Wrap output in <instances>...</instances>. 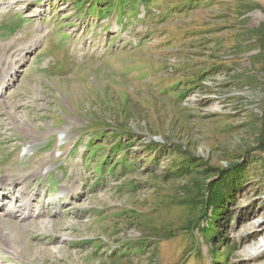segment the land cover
I'll use <instances>...</instances> for the list:
<instances>
[{
	"label": "rangeland",
	"instance_id": "rangeland-1",
	"mask_svg": "<svg viewBox=\"0 0 264 264\" xmlns=\"http://www.w3.org/2000/svg\"><path fill=\"white\" fill-rule=\"evenodd\" d=\"M20 54L0 264H264V0H0Z\"/></svg>",
	"mask_w": 264,
	"mask_h": 264
},
{
	"label": "bare ground",
	"instance_id": "bare-ground-1",
	"mask_svg": "<svg viewBox=\"0 0 264 264\" xmlns=\"http://www.w3.org/2000/svg\"><path fill=\"white\" fill-rule=\"evenodd\" d=\"M18 60L19 61L23 60V56L21 54L19 55V59ZM12 69H14V67L10 68L11 71L8 70V69H0V85L6 83L7 77L12 74ZM7 185H8L7 181L4 178H0V197H2L1 195L4 192L3 191L4 187L7 186ZM23 193H24V187L20 190V197H22L24 199V204H29L31 202V198L29 196L28 197L23 196ZM18 210L22 211L23 213H25V216L29 215V212L27 211V205L24 206V207L18 208ZM8 237H9V235L4 234L2 229H1V227H0V239L1 240H8ZM260 251L257 252V251H254V250H252V251L250 250L249 253L251 255H253V256H256L258 253H260Z\"/></svg>",
	"mask_w": 264,
	"mask_h": 264
},
{
	"label": "trees",
	"instance_id": "trees-1",
	"mask_svg": "<svg viewBox=\"0 0 264 264\" xmlns=\"http://www.w3.org/2000/svg\"><path fill=\"white\" fill-rule=\"evenodd\" d=\"M260 63L263 65V71H264V58H262L260 60ZM259 132L260 133L258 134V136L255 137V140L253 143L254 146L252 149L264 153V109H263V113H262V125H261V128L259 129ZM90 136L91 137L94 136V138H96L95 140H99V137H100L98 134H91ZM87 148H88L87 150H89V152L92 151L94 149V143L93 144H92V142L89 143V146ZM114 152L121 153V150L116 149V150H113V153ZM236 187H234V188H236Z\"/></svg>",
	"mask_w": 264,
	"mask_h": 264
}]
</instances>
